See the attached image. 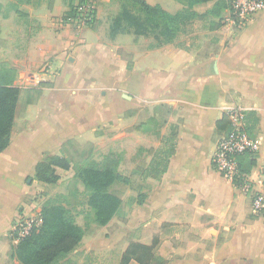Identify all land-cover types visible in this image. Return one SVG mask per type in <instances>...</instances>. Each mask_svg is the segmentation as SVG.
<instances>
[{"label": "crops", "instance_id": "crops-1", "mask_svg": "<svg viewBox=\"0 0 264 264\" xmlns=\"http://www.w3.org/2000/svg\"><path fill=\"white\" fill-rule=\"evenodd\" d=\"M18 11L0 16V65L36 80L30 87L51 80L38 102L26 107V126L11 133L0 153L2 253L29 194L25 180L34 178L43 154L61 156L67 142L96 145L112 133L119 139L131 136L142 150L156 149L157 133L165 132L149 131L140 112L165 105L180 110L169 119L177 126L175 153L134 218L175 219L193 238L209 234V252L179 264H264V208L252 214L249 198L211 163L221 137L216 123L228 109L246 106L258 117L253 129L258 158L251 176L264 197V9L243 27L230 21L229 8L224 10L227 24L217 32L216 51L204 58L170 43L150 49L143 38L137 44L107 40L100 28L71 38L56 23L60 11L45 2ZM139 126L148 130L138 131ZM173 252L170 240H163L158 256L167 260Z\"/></svg>", "mask_w": 264, "mask_h": 264}, {"label": "rangeland", "instance_id": "rangeland-1", "mask_svg": "<svg viewBox=\"0 0 264 264\" xmlns=\"http://www.w3.org/2000/svg\"><path fill=\"white\" fill-rule=\"evenodd\" d=\"M144 1L152 6L159 4L169 14H178L181 16L179 23L180 31L170 44L195 53L200 58L207 57L216 51L215 44L218 41L217 32L227 24L225 17L221 14L223 11H219L218 16L220 17L218 18L215 15L218 10L213 7L208 9L206 6H200L195 7V10L187 8L188 0ZM39 2H45L48 8H54L60 11L56 23L60 28H65V31L69 33L68 35L71 38L83 30H86L85 32L88 33V30H97L100 28L101 33L99 35L101 36L104 31L107 40L114 41L117 38L118 40L116 41H122L124 39L121 42L122 44L131 41L137 44V40L143 38L144 43H150V49H153L154 46L159 44V40L156 38L157 32L139 37L133 34L132 29L126 23L122 24L117 36L114 38L110 36V30L112 29L114 20L123 9L129 10L134 15L144 17L143 13H140L139 6L131 0H85V6L95 12L94 19L92 21L89 19L86 8L83 9L86 12L85 14L80 12L74 19L71 18L70 21L66 22L64 18L66 14H72L73 9L83 2L80 3L79 0H40ZM0 3L2 5L0 14L10 11V7L12 6L10 0H0ZM174 5L178 6V11L175 10ZM161 40L162 38H160ZM18 74H16L14 84L19 88H28L34 83L33 81L36 82L31 77H25L24 74L18 77ZM50 80V78H45L42 81H47L46 83L49 84ZM26 107L24 100L17 106L12 132L20 131L26 126ZM235 107L245 108L246 106L240 105ZM179 112V109L174 110L165 105H157L150 110L140 112V115L144 117L145 121L143 124L149 128V131L158 128L165 132V136L163 137L159 136V132V134L157 133L156 138H161V140L156 149L142 150L133 143L135 140H132L131 136L127 140L125 136L123 139H119L113 136L114 133L108 139H104L96 145L90 143L81 146L75 143L68 145L67 148L71 151L76 150L77 152H82L89 159L97 162H100L107 154L113 153L117 155L120 159V173L123 176L129 177L132 181L130 186L115 183L109 188L111 194L117 195L123 200L124 208L121 215L114 218L105 227H98L94 223L93 212L88 208L86 198L83 194V185L74 178L76 168L67 171L58 168L55 169L58 180L54 184L39 183L36 180L34 183V178L30 181L29 179L25 180V185L31 187L29 194L23 198V204L20 206L22 207L24 205L23 212L30 216L41 218L43 216V208L46 204L49 203L63 207L66 211L67 218L85 233V236L77 247L71 253L59 259L55 264H120L122 255L130 244L150 247L152 253L158 255L160 245L167 238L173 245L175 252L167 257L166 264H179L177 260H182L183 258L186 260H196V258H201L205 252H209L212 248V244L209 241V234L205 235L203 239L193 238L187 228L173 223L175 219H165V222L161 223V219H155L154 221V219L134 218L136 215L135 212L140 206L137 205L138 195L147 194L152 186V181H155L151 177H144L145 175L142 171L150 164L155 155L161 158L166 157L165 153L172 147L170 127L174 125L169 122V119L170 117H175ZM179 121V119H176L175 123L177 124ZM123 132L126 131L124 130ZM128 132L130 134L131 130ZM246 133L250 139L256 141L253 136V130L250 133L246 131ZM252 153L256 156L257 161L258 151ZM62 155L63 149L61 148ZM254 183L250 171L248 174H243L241 179L236 180L232 184L238 187L249 198L251 213L258 215L262 210L257 212L254 209V200L257 195L262 194L255 190ZM12 197L13 195H8L6 201L11 203ZM177 237L178 240H176ZM1 243L2 240L0 239V246ZM188 243H190L189 246H187ZM16 245L11 238L6 237V245H4L3 250L4 254L0 247V264H21L14 255V247ZM179 253H182V256Z\"/></svg>", "mask_w": 264, "mask_h": 264}, {"label": "trees", "instance_id": "trees-1", "mask_svg": "<svg viewBox=\"0 0 264 264\" xmlns=\"http://www.w3.org/2000/svg\"><path fill=\"white\" fill-rule=\"evenodd\" d=\"M10 1L12 3L10 11L0 14L3 18H7L12 11L19 13L20 6L36 4L40 0ZM131 1L139 6L140 13H143L144 17L134 15L129 10L123 9L114 20L110 30L112 38L119 34L123 23L128 24L133 34L139 37L157 32L156 38L159 40L157 46L168 44L176 38L180 31V15H171L159 5L152 6L144 0ZM79 2H83L79 6L86 4L85 0H79ZM199 5H204L208 9L211 7L217 9L215 15L218 16L221 11L228 8L230 10L231 0H188L187 2V8L191 10ZM76 9L77 7L73 9L72 14H66L65 22L73 15L75 17ZM160 38H162L161 41ZM15 77L16 70L14 68L0 65V153L9 145L19 103L24 100L26 106L35 105L43 90L50 87V84L42 82L37 87L22 89L14 85ZM245 122L247 124H245V130L250 133L258 123V117L254 112H249L245 115ZM146 128L139 126L137 130L147 131ZM170 128L171 149L165 153L166 157L164 158L158 155L152 158L150 164L142 171L144 177H151L155 181H159L166 172L169 159L175 153L177 139V126L172 125ZM231 128L227 115H223L216 123V133L219 136L227 135ZM68 145H72L71 142L62 146V156L43 154L42 159L35 167L34 179L39 183L54 184L58 180L55 169L67 171L76 168L74 178L83 185V194L88 208L93 212L94 223L98 227H105L114 218L120 216L124 208L123 200L111 194L109 188L115 183L130 186L132 181L129 177L118 172L120 159L117 155L107 154L100 162H97L89 159L82 152L71 151L67 148ZM255 165L256 156L254 153H245L238 157V168L241 174H248ZM145 199L146 194H139L137 205H142ZM42 213L41 225L33 230L29 236L21 239L14 247V255L21 264H55L59 259L71 253L85 236L84 231L67 218L63 207L48 203L44 206ZM120 264H166V260L154 255L150 247L130 244L124 251Z\"/></svg>", "mask_w": 264, "mask_h": 264}, {"label": "built area", "instance_id": "built-area-1", "mask_svg": "<svg viewBox=\"0 0 264 264\" xmlns=\"http://www.w3.org/2000/svg\"><path fill=\"white\" fill-rule=\"evenodd\" d=\"M87 8L89 19H94V11L83 5L76 9V15L86 12ZM264 9V0H231L230 21L238 27L245 26L257 13ZM75 17H70L74 19ZM48 68V67H46ZM247 110L241 107L230 108L227 111V117L231 123V131L217 139L212 156V166L226 180L234 183L241 179L243 174L238 168V157L245 153L258 151L256 141L250 139L245 131V115ZM264 208V197L257 195L254 200V209L259 212ZM41 218L34 217L21 211L15 221L11 231L10 238L16 245L21 239L29 236L33 230L41 225Z\"/></svg>", "mask_w": 264, "mask_h": 264}]
</instances>
